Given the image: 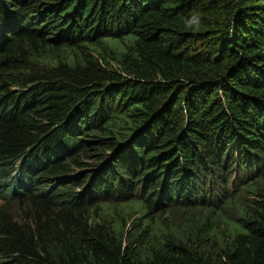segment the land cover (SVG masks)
<instances>
[{"label": "trees", "instance_id": "1", "mask_svg": "<svg viewBox=\"0 0 264 264\" xmlns=\"http://www.w3.org/2000/svg\"><path fill=\"white\" fill-rule=\"evenodd\" d=\"M0 198V264H264V0H0Z\"/></svg>", "mask_w": 264, "mask_h": 264}, {"label": "rangeland", "instance_id": "2", "mask_svg": "<svg viewBox=\"0 0 264 264\" xmlns=\"http://www.w3.org/2000/svg\"><path fill=\"white\" fill-rule=\"evenodd\" d=\"M32 167V166H31ZM35 187H37V188H41V187H39V185L36 183L35 184ZM34 187V188H35ZM38 192H40V190H38ZM248 192V191H247ZM2 195V194H1ZM4 203V199H1L0 198V205L1 204H3ZM233 203V204H232ZM231 204H232V206H231V204H230V206H229V209H232L231 207H233L234 205H236V204H239V203H242V200L241 199H239V198H237V199H235V201H233ZM13 204H14V202H12V206H13ZM223 205V204H222ZM15 207H17L16 205H14ZM225 207H227V205L226 206H224V208ZM125 210L127 211V212H129V213H131V214H135V213H137L138 215H143L144 214V205L141 203V202H136V201H130V202H128V204L125 206ZM223 208V209H224ZM192 210V212H191V215H190V217L191 218H201V217H203V218H206L207 216H209V215H212V216H218L219 217V222L221 223V225H223L224 226V228L226 229V231H227V225L226 224H224V220L226 219V217L224 216V214H218L217 212H219V210H217L216 212H214V213H212V214H210V213H204L200 208H195V209H190V211ZM212 212V211H211Z\"/></svg>", "mask_w": 264, "mask_h": 264}, {"label": "clouds", "instance_id": "3", "mask_svg": "<svg viewBox=\"0 0 264 264\" xmlns=\"http://www.w3.org/2000/svg\"><path fill=\"white\" fill-rule=\"evenodd\" d=\"M190 25H191V21H189V26H190ZM17 159H19V160L17 161L16 165L19 166V167H21V166H22V165H21V161H22L23 159H25V161H27V162H30V163H29V165H30L31 162H32V160H33V157H32V154H30V153H26V152H23V153L20 155V157H17ZM43 166H44V165L41 163V164L39 165V167L33 169V168L31 167V165H30L29 168H28V170H27L26 172H27L28 174H33V176H36L38 173L41 172Z\"/></svg>", "mask_w": 264, "mask_h": 264}]
</instances>
